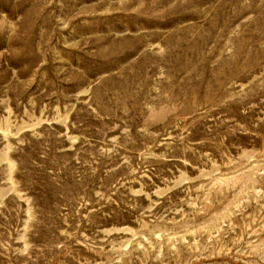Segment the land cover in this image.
<instances>
[{
  "label": "rangeland",
  "instance_id": "rangeland-1",
  "mask_svg": "<svg viewBox=\"0 0 264 264\" xmlns=\"http://www.w3.org/2000/svg\"><path fill=\"white\" fill-rule=\"evenodd\" d=\"M0 264H264V0H0Z\"/></svg>",
  "mask_w": 264,
  "mask_h": 264
}]
</instances>
